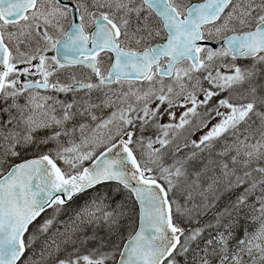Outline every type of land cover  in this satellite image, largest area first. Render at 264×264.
Returning a JSON list of instances; mask_svg holds the SVG:
<instances>
[{"label": "snow or ice", "instance_id": "6c2138e0", "mask_svg": "<svg viewBox=\"0 0 264 264\" xmlns=\"http://www.w3.org/2000/svg\"><path fill=\"white\" fill-rule=\"evenodd\" d=\"M0 264H264V0H0Z\"/></svg>", "mask_w": 264, "mask_h": 264}]
</instances>
